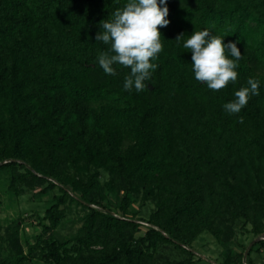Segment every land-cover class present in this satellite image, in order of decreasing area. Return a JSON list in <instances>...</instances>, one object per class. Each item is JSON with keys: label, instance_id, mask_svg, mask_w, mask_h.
<instances>
[{"label": "trees", "instance_id": "trees-1", "mask_svg": "<svg viewBox=\"0 0 264 264\" xmlns=\"http://www.w3.org/2000/svg\"><path fill=\"white\" fill-rule=\"evenodd\" d=\"M127 2L0 0V174L16 194L59 191L26 251L22 222L0 233V264H195L191 244L203 233L229 243L244 219L264 234V75L251 66L264 62V0H168L158 69L142 92L124 90L130 69L107 75L97 60L109 48L95 40L100 21ZM206 28L239 41L243 55L237 82L219 91L195 79L191 53L175 41ZM249 78L259 95L228 114L223 105ZM139 197L155 206L141 223L127 218ZM73 202L87 214L60 240ZM166 246L183 256L163 257ZM224 264H245L244 254Z\"/></svg>", "mask_w": 264, "mask_h": 264}, {"label": "clouds", "instance_id": "clouds-1", "mask_svg": "<svg viewBox=\"0 0 264 264\" xmlns=\"http://www.w3.org/2000/svg\"><path fill=\"white\" fill-rule=\"evenodd\" d=\"M168 0H128L111 18L100 21L101 31L96 42L109 45L98 57L99 66L107 75H117L116 66L130 69L124 77V90L142 92L148 89L153 73L158 69V54L162 51L160 28L170 21ZM179 34L175 41H184L183 47L191 53V68L195 79L208 89L219 91L238 80L239 61L243 59L237 42L225 43V37L213 34L211 29L194 30L187 39ZM164 40V39H163ZM260 81L249 78L246 86L235 92V99L223 105L228 114H238L252 96L259 95ZM243 123V118H240Z\"/></svg>", "mask_w": 264, "mask_h": 264}, {"label": "rangeland", "instance_id": "rangeland-1", "mask_svg": "<svg viewBox=\"0 0 264 264\" xmlns=\"http://www.w3.org/2000/svg\"><path fill=\"white\" fill-rule=\"evenodd\" d=\"M251 66L257 74L264 75V62H256V64H251ZM100 180L102 183H105L108 180L107 173L102 172ZM8 187L9 174L1 173L0 233L1 235H5V228L12 222H22L20 239L26 251L28 243L34 244L37 235L42 233L41 224L47 223L42 219L45 216L46 210L53 205L54 195L59 194V191L56 190L48 195H40L38 194V189H25L16 194L10 191ZM75 195L79 197L80 194L76 193ZM119 202L120 199L118 197L110 195L109 204L115 216H120V212L116 208ZM63 208L65 218L54 233L55 237L60 240L74 236L81 228L83 219L87 214V210L76 202L68 203ZM154 209L155 206L152 201H146L142 197H139L133 201L128 209L127 218L134 219L139 223L140 220L147 219ZM143 226L147 227L148 225L144 223ZM145 227L141 232L142 234L145 232ZM234 227L236 235L229 243L223 242L207 232L200 235L191 244V248L195 253V264H224L229 255L233 256L239 253L244 254V263L249 264L245 260L249 251H251V254L248 255V260L250 259L253 264H255L253 260L257 264H264V252H260L261 248L257 249L259 245L250 250L259 239H264V234L260 237L251 234L249 232L251 225H245L244 219H239ZM160 254L169 259H180L183 256L177 250H174L172 246H166L161 250ZM160 262L163 261L161 260ZM28 264L45 263L31 260Z\"/></svg>", "mask_w": 264, "mask_h": 264}, {"label": "crops", "instance_id": "crops-1", "mask_svg": "<svg viewBox=\"0 0 264 264\" xmlns=\"http://www.w3.org/2000/svg\"><path fill=\"white\" fill-rule=\"evenodd\" d=\"M263 246V245H262ZM262 246H260V248H261V250H260V252H264V246L262 247ZM259 247H257V249H258ZM254 262H255V264H257V262L255 261V260H253Z\"/></svg>", "mask_w": 264, "mask_h": 264}, {"label": "water", "instance_id": "water-1", "mask_svg": "<svg viewBox=\"0 0 264 264\" xmlns=\"http://www.w3.org/2000/svg\"><path fill=\"white\" fill-rule=\"evenodd\" d=\"M152 89V88H151Z\"/></svg>", "mask_w": 264, "mask_h": 264}]
</instances>
